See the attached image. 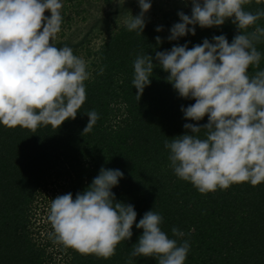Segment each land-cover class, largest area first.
Listing matches in <instances>:
<instances>
[{"label": "trees", "instance_id": "1", "mask_svg": "<svg viewBox=\"0 0 264 264\" xmlns=\"http://www.w3.org/2000/svg\"><path fill=\"white\" fill-rule=\"evenodd\" d=\"M99 1L102 7L94 5L98 9L111 7L113 2ZM172 1L173 6H166L164 0H151L140 35L128 31L125 23L115 21L111 27L113 21L107 17L112 13L99 12L97 18L86 23L90 32H95V25L101 27L99 31L104 35L99 46L92 45V38L65 43L61 27L54 43L71 47L86 61L91 73L85 81L86 101L76 119L66 120L59 128L41 126L32 132L0 124V264H129V260L131 264H157L154 257H130L132 245L143 231L135 224L131 240L122 241L109 259L81 254L50 238L52 230L45 234L41 231L52 227L49 221L37 222L40 204L49 207L57 195L69 192L75 197L91 184L101 167L124 173L112 191L117 200L134 205L136 223L145 212L154 210L163 216L161 228L170 238H176L173 227L185 232L182 239L190 244L185 264H264V182L257 186L237 183L200 193L174 174L164 142L184 134L185 123L206 124L207 116L199 122L184 118L181 106L195 101L180 97L167 82L168 73L159 66L154 68L151 84L145 87L140 100L136 97L132 79L137 55L154 57L155 51L170 50L175 44L188 43L191 48L214 35H226L231 43L237 34L236 25L229 19L218 27L196 25L195 35L189 33L169 41L171 27L180 20L178 12L191 14L184 0ZM133 2L126 0L125 7L120 6V12L124 11L121 16L129 11L139 14V5ZM244 8L255 13L264 9V0H249ZM89 10L91 7L81 6L77 16L88 19ZM62 17L68 27L74 20L67 11ZM157 26H163V31L157 32ZM256 26L264 27V17L248 31ZM157 36L163 38L161 44H157ZM256 47L262 54L260 69H264V41ZM257 70L250 66L249 74ZM91 110L98 113L99 119L91 132L82 134L89 120L84 112ZM204 132L202 129L199 135L203 137Z\"/></svg>", "mask_w": 264, "mask_h": 264}, {"label": "clouds", "instance_id": "2", "mask_svg": "<svg viewBox=\"0 0 264 264\" xmlns=\"http://www.w3.org/2000/svg\"><path fill=\"white\" fill-rule=\"evenodd\" d=\"M184 2L187 5L189 0ZM190 2L191 14L178 12L180 20L171 27L169 41L195 35L196 25L218 27L229 19L237 34L231 43L226 35H214L191 48L188 43L175 44L170 50L155 51L154 57L137 55L132 79L136 97L140 100L159 66L180 97L195 101L181 106L184 118L199 122L207 116L206 124L185 123L184 134L164 142L170 167L179 179L202 194L237 183L257 186L264 182V69L256 45L264 41V27L248 29L264 17V9L245 10L249 0ZM137 3L139 14L126 18L125 26L140 35L152 2ZM62 7V0H0V124L5 127L32 132L41 126L59 128L66 120H75L86 101L85 81L91 77L86 61L71 47L54 43L61 31ZM156 31H163V26ZM155 39L157 44L163 42L161 36ZM250 66L259 70L250 75ZM84 113L89 120L82 134L91 132L99 119L95 110ZM123 176L120 169L101 167L75 197L69 192L52 199L50 238L81 254L109 259L122 241L131 240L135 224L143 231L132 245L131 258L185 264L190 250L189 242L182 239L185 232L173 227L176 238H170L161 228L163 216L154 210L136 223L134 205L117 200L112 189Z\"/></svg>", "mask_w": 264, "mask_h": 264}, {"label": "rangeland", "instance_id": "3", "mask_svg": "<svg viewBox=\"0 0 264 264\" xmlns=\"http://www.w3.org/2000/svg\"><path fill=\"white\" fill-rule=\"evenodd\" d=\"M125 1L126 0H120V4H119L118 2H115V0H113L111 7L101 8L103 2H100L99 0H98V2H96L94 0H91V1L90 0H62V4H63V7L61 9L62 16L64 15V12H66V11L68 13H71L74 15V20L72 21L71 25H69V27L67 25L66 18L64 20H62L61 27L65 30L64 31L65 35H63L62 40H65V43L66 42L75 43L78 40H82L84 42V41H86V39L88 40L89 38H92L93 40L91 42L94 43L92 45L93 46H99L101 44V42L103 41V35H104L103 32L99 31V28H101V27L99 25L93 24V25H95V27H94L95 32L92 31V29L90 32L86 27V23L89 22V20H91V19L97 18V16L99 15V12L103 13V15L107 12V13H112L111 17H109V16L107 17L108 21H110V22L113 21V22H111L112 23L111 27L116 25L115 21L117 23L124 24L126 18H128L132 14L135 15L133 12L129 11V12H127V16H121V15H124L123 14L124 11L120 12L119 8H120V6L125 7L124 6ZM164 1L166 3V6H173L175 4V2H173L172 0H164ZM78 3H80L81 5L76 6ZM133 3H134V5H138L137 0H134ZM94 5L101 6V7L98 9L97 7H94ZM81 6L82 7H91L92 10H89V11H92V12H88V14H90V15H88V19L82 20L81 17L77 16V10L80 9ZM187 7H189L191 9V2L187 3ZM126 9H128V6H126ZM45 14L50 16V12H46ZM75 20H77V22ZM102 25H103V27L106 26L107 22L102 24ZM41 198L42 197H39L38 202H40ZM49 204H50V202H49ZM40 206L41 207H39V209L37 210V215H36L37 217H35V218L37 219L38 223L40 221L41 223L47 224L49 207H48V205H45V203H41ZM43 211L45 213H43ZM36 230H39V228H37ZM50 230H52V229L50 227L46 226V228H42L41 231L45 234V232H50Z\"/></svg>", "mask_w": 264, "mask_h": 264}]
</instances>
